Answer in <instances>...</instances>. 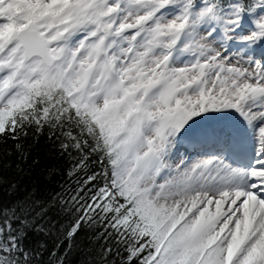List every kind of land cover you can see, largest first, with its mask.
<instances>
[{
    "label": "snow or ice",
    "instance_id": "6c2138e0",
    "mask_svg": "<svg viewBox=\"0 0 264 264\" xmlns=\"http://www.w3.org/2000/svg\"><path fill=\"white\" fill-rule=\"evenodd\" d=\"M0 163V264H264V0H0Z\"/></svg>",
    "mask_w": 264,
    "mask_h": 264
},
{
    "label": "trees",
    "instance_id": "16d2710c",
    "mask_svg": "<svg viewBox=\"0 0 264 264\" xmlns=\"http://www.w3.org/2000/svg\"><path fill=\"white\" fill-rule=\"evenodd\" d=\"M47 146L44 145L43 140H41V144L39 146V151L37 152L34 150L33 155H40L41 157V167H47L48 165H51L53 163H60V161H57L53 158H50L47 154ZM13 161H15V157L12 158ZM39 167V166H38ZM0 174H5L8 176L9 179H14L16 178V174L14 170H8L6 173H3L2 170V163H0Z\"/></svg>",
    "mask_w": 264,
    "mask_h": 264
}]
</instances>
